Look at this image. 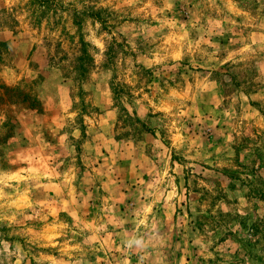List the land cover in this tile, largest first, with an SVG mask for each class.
<instances>
[{
	"label": "rangeland",
	"instance_id": "1",
	"mask_svg": "<svg viewBox=\"0 0 264 264\" xmlns=\"http://www.w3.org/2000/svg\"><path fill=\"white\" fill-rule=\"evenodd\" d=\"M0 264H264V0H0Z\"/></svg>",
	"mask_w": 264,
	"mask_h": 264
},
{
	"label": "clouds",
	"instance_id": "2",
	"mask_svg": "<svg viewBox=\"0 0 264 264\" xmlns=\"http://www.w3.org/2000/svg\"><path fill=\"white\" fill-rule=\"evenodd\" d=\"M129 247H130V245H129Z\"/></svg>",
	"mask_w": 264,
	"mask_h": 264
}]
</instances>
